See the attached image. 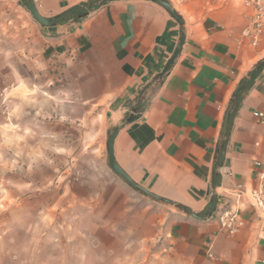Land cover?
I'll return each mask as SVG.
<instances>
[{"label": "crops", "instance_id": "1", "mask_svg": "<svg viewBox=\"0 0 264 264\" xmlns=\"http://www.w3.org/2000/svg\"><path fill=\"white\" fill-rule=\"evenodd\" d=\"M19 1L27 9L28 0ZM86 1L34 0L46 17ZM252 13L244 0H229L206 15H183L181 25L155 1L113 0L82 21L39 26L42 59L64 83L60 99L75 100L74 126H91L84 138L90 154L82 157L87 166L71 190L89 211L120 212L93 224L110 229L109 241L128 242L127 234L112 229L126 226L130 210L115 191L130 183L109 162L107 143L117 128V164L175 207L200 213L212 200L215 174L222 176L216 209L240 185L248 194L264 191V68L242 91L223 136L240 83L264 60L262 46L241 43ZM182 37L184 45L163 72ZM223 140L226 155L218 166ZM217 216L215 211L199 220L180 209L169 217L144 216L139 224L148 229L140 240L157 238L195 264H264V210L243 196L234 233Z\"/></svg>", "mask_w": 264, "mask_h": 264}, {"label": "rangeland", "instance_id": "2", "mask_svg": "<svg viewBox=\"0 0 264 264\" xmlns=\"http://www.w3.org/2000/svg\"><path fill=\"white\" fill-rule=\"evenodd\" d=\"M169 1L181 16L197 17L229 0ZM244 1L253 13L241 43L264 48V32L257 42L244 34L264 0ZM39 26L23 2L0 0V264H195L157 238L140 240L148 229L140 218L169 217L174 205L119 184L117 199L128 202L129 217L112 229L128 242L109 241L110 229L93 225L120 212L79 205L71 186L87 166L91 126H74L75 100L60 99L64 83L42 59Z\"/></svg>", "mask_w": 264, "mask_h": 264}, {"label": "water", "instance_id": "3", "mask_svg": "<svg viewBox=\"0 0 264 264\" xmlns=\"http://www.w3.org/2000/svg\"><path fill=\"white\" fill-rule=\"evenodd\" d=\"M113 0H88L86 2H84L77 10L83 11V10H90L91 8H93L96 4H107L109 2H111ZM157 2L158 4H160L161 6H163L164 8H166L168 10V12L181 24L183 25L184 20L182 18V16L178 13V11L175 9V7L173 6V4L169 1V0H152ZM27 9L29 10L30 14L32 15V17L43 27H50L56 24H59L61 22L66 21L70 15L72 14V11H67L64 12L56 17H46L43 16L38 8L36 7V4L34 2V0H28L27 2ZM185 43V37H182L181 42H180V47L176 50L175 54L172 56V58L168 61V63L166 64V67L164 69L163 72H166L168 66L174 61V59L178 56L181 47L184 45ZM256 70L252 71V74L255 72ZM247 82L248 79L244 78L242 80V82L240 83V86L238 87V90L236 92V100L235 102L231 105L227 117H226V121H225V125H224V130H223V136L225 137L226 133L230 130L232 121L236 115V112L239 108L240 105V94L241 92L244 90V88L247 86ZM119 133V128L115 129L109 139H108V153H109V162H110V167L112 168V170L114 172H116L119 176H121L124 180H126L128 183H130L131 185H133L135 188H137L138 190H140L141 192H143L145 195L164 202L166 204H171L174 205L176 204L173 200L165 198L163 196H160L154 192H152L151 190H149L148 188L141 186L138 183H135L130 176L124 171V169L117 164L115 157H114V141L116 136ZM224 141V140H223ZM226 148H227V142H224V146L223 148L220 150L219 154H218V162L217 165L218 166H223L224 164V160H225V155H226ZM222 181V176L220 174H215L214 175V180H213V189H214V193L212 196V200L205 206V208L200 212V213H196L194 211H190L189 214L190 216L196 218V219H204L209 213H212L216 210V206H217V201H218V194L216 193V188L218 186H220Z\"/></svg>", "mask_w": 264, "mask_h": 264}, {"label": "built area", "instance_id": "4", "mask_svg": "<svg viewBox=\"0 0 264 264\" xmlns=\"http://www.w3.org/2000/svg\"><path fill=\"white\" fill-rule=\"evenodd\" d=\"M260 5V1L257 2ZM260 12L255 18L254 26H250L244 31V34L252 33L255 42L259 40L260 35L264 32V7L260 6ZM262 116V114H261ZM243 196L248 198L249 203L256 210H264V191L252 190L248 194L246 188L238 186L236 190L230 191L228 195V201L221 203V206L215 211L218 212L217 221L221 227L228 229L230 233H234L237 229L236 219L238 208L242 203ZM214 211V212H215Z\"/></svg>", "mask_w": 264, "mask_h": 264}, {"label": "trees", "instance_id": "5", "mask_svg": "<svg viewBox=\"0 0 264 264\" xmlns=\"http://www.w3.org/2000/svg\"><path fill=\"white\" fill-rule=\"evenodd\" d=\"M82 4H83V3L77 4V5L71 7V8H69V9L67 10V11H72V14L70 15V17H69L66 21H68V20L82 21V20H84L85 18H87L88 15H89L93 10L97 9V8L100 6V4H96V5H95L93 8H91L90 10H83V11L77 10ZM67 11H66V12H67ZM263 68H264V60L261 61V62L258 64V66L256 67V71H255L253 74H252V73L250 74V79L248 80V82H247V86L244 88V90L247 89V88L251 85V83H252V81L254 80V78H255V77L261 72V70H262ZM241 96H242V92H241V94H240V98H241ZM235 100H236V96L234 97V101H235ZM224 142H225V140H224L223 142L220 143L219 148H218V149H219L218 152L220 151V149L223 148ZM216 163H217V161H216ZM216 168H217V165H216ZM176 207H177L178 209H180V210H183V211L186 212V213H189V212H190V209H189L188 207L182 205V204H177Z\"/></svg>", "mask_w": 264, "mask_h": 264}]
</instances>
